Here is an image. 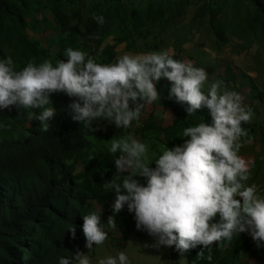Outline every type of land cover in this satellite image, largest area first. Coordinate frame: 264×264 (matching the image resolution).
Masks as SVG:
<instances>
[{
    "label": "rangeland",
    "instance_id": "374dc122",
    "mask_svg": "<svg viewBox=\"0 0 264 264\" xmlns=\"http://www.w3.org/2000/svg\"><path fill=\"white\" fill-rule=\"evenodd\" d=\"M94 15L103 16L104 23L97 24ZM66 48L81 50L101 64L115 63L124 54L168 50L173 59L205 70L202 91L207 94L210 82L222 80L224 84L234 78L235 70L245 76L264 69V0H0V58L10 56L15 70L30 61L39 64L47 60L53 65L57 60L66 61ZM162 81L159 88L168 92L170 82L166 78ZM154 83L158 91V81ZM57 94L64 93L49 95L52 106ZM167 101L159 93L158 101L146 104L130 129L117 128L103 119L94 120L90 129L80 122L77 135L81 153L71 171L78 177L75 190L80 202H75L74 208L81 224L83 215L100 212L107 238L89 251L81 230L78 251L87 254L90 264L118 251L126 253L130 264H264V247L257 248L247 232L237 234L227 245L220 242L217 247L213 242L211 250L205 248L199 256L198 245L175 260L172 247H152L154 238L135 228L133 214L126 208L112 213L114 193L104 184L112 179L115 166L107 142L131 132L148 145L149 162H154L165 147L187 139L181 135L184 127L196 125L189 120L193 114L187 112L175 122ZM38 112L14 106L0 110V121L6 125L0 128V152L45 132L35 120ZM53 120L49 129L57 125ZM73 162L66 164L69 167ZM85 163L95 177L86 171ZM35 171L33 162L18 158L0 173L10 184L25 181L30 185L36 182ZM252 173L249 171L244 183L252 184ZM138 179L143 183V178ZM259 185L257 192L264 196V185ZM109 216L113 217L112 226L107 224ZM53 228L56 240L41 241L47 255L36 264H53L57 251L62 252L63 224L59 219L54 220Z\"/></svg>",
    "mask_w": 264,
    "mask_h": 264
},
{
    "label": "clouds",
    "instance_id": "9594fccd",
    "mask_svg": "<svg viewBox=\"0 0 264 264\" xmlns=\"http://www.w3.org/2000/svg\"><path fill=\"white\" fill-rule=\"evenodd\" d=\"M103 24L100 15L92 17ZM66 61L39 64L28 62L15 70L10 56L0 58V110L39 109L35 120L41 131H48L56 114L49 95L63 92L76 97L67 107L71 119L90 129L96 119L117 128L130 129L138 121L144 106L157 102L155 81L170 82L169 97L186 103L192 115L202 106L209 110L212 124L203 122L184 127L187 137L181 144L165 147L154 162H149L148 145L128 135L114 136L107 144L113 156L115 173L104 184L114 193L112 213L126 208L133 214L134 226L153 237L152 247L174 246L183 256L198 245L201 255L213 242L225 245L239 233L247 232L257 248L264 247V196L256 185L244 183L251 161L238 155L240 138L245 134L242 122L252 111L242 104L241 95L227 90L222 80L208 84L203 68L173 59L168 50L124 54L115 63H97L81 50L65 49ZM29 116L32 112H28ZM6 125L0 121V128ZM154 163V167H149ZM143 178V183L138 179ZM113 225V217L107 219ZM84 247L102 245L107 233L100 212L82 216ZM75 236V229L68 230ZM208 259H211L209 255ZM58 264H90L87 254L59 257ZM97 264H130L124 251L109 255Z\"/></svg>",
    "mask_w": 264,
    "mask_h": 264
},
{
    "label": "trees",
    "instance_id": "16d2710c",
    "mask_svg": "<svg viewBox=\"0 0 264 264\" xmlns=\"http://www.w3.org/2000/svg\"><path fill=\"white\" fill-rule=\"evenodd\" d=\"M163 79L158 80V91L167 98L177 122L184 118L187 105L176 102L174 97H169V91L159 88ZM77 99L57 94L53 102L56 127L0 152V170H5L18 158H26L33 162L37 174L36 182L28 185L25 181L10 184L0 173V264H36L38 259L45 258L47 253L42 250L41 241L56 240L55 219L63 224V241L62 252L57 251L53 264H58V258L62 256L71 259L78 251L82 224L74 203L80 202V198L75 190L78 177H73L71 171L79 161L77 155L81 153L77 135L80 122L71 119L67 107ZM189 120L196 121V124H212L209 110L204 106L195 110ZM72 160L74 162L68 167L66 162ZM84 165L88 171L89 165ZM91 171L89 174L95 177ZM71 227L75 229L74 237L68 231ZM171 247L175 260L186 254L180 256L174 246Z\"/></svg>",
    "mask_w": 264,
    "mask_h": 264
},
{
    "label": "crops",
    "instance_id": "0c3cea01",
    "mask_svg": "<svg viewBox=\"0 0 264 264\" xmlns=\"http://www.w3.org/2000/svg\"><path fill=\"white\" fill-rule=\"evenodd\" d=\"M233 73L234 78L225 82L224 87L238 92L242 104L252 111L249 121L241 123L245 134L240 138L242 147L238 155L245 162L251 161L249 171L255 177L252 184L258 188L260 183L264 185V69L246 72L245 76L236 70Z\"/></svg>",
    "mask_w": 264,
    "mask_h": 264
}]
</instances>
